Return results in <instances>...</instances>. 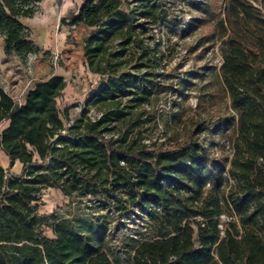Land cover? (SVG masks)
I'll return each mask as SVG.
<instances>
[{
    "label": "trees",
    "instance_id": "1",
    "mask_svg": "<svg viewBox=\"0 0 264 264\" xmlns=\"http://www.w3.org/2000/svg\"><path fill=\"white\" fill-rule=\"evenodd\" d=\"M42 1L0 0L4 52L24 65L42 51L23 22ZM168 2L84 0L70 24L90 29L84 60L100 78L76 118L58 105L61 75L21 101L0 87V147L10 167L22 164L20 174L0 165V264H116L109 224L116 236L123 219L139 228L133 264H264V0H228L220 73L202 86L196 116L173 113L183 136L155 143L153 103L175 75L150 31ZM227 99L231 116L203 120ZM47 188L78 198L84 214L40 213Z\"/></svg>",
    "mask_w": 264,
    "mask_h": 264
},
{
    "label": "rangeland",
    "instance_id": "2",
    "mask_svg": "<svg viewBox=\"0 0 264 264\" xmlns=\"http://www.w3.org/2000/svg\"><path fill=\"white\" fill-rule=\"evenodd\" d=\"M166 1H169L167 15L159 24L151 28L150 34L155 41L161 40L160 49L164 53L162 64L165 65L164 69L167 72H172L175 76L164 78L163 83L173 84V88L160 94L153 103L159 121L157 126L149 131L148 142L155 143L168 141L175 131L183 136L185 122L180 125L175 124L173 113H180L185 119L193 114L196 116L198 113L195 108L203 93L202 86L207 84L212 76L220 73L221 49L224 41L222 21L228 3V0ZM43 12L41 6H38L34 17L24 20L32 37L42 47V51L37 54V58L33 56L34 58L26 65L9 58L8 68L4 73L3 71L0 73V82L4 79L7 82L16 79L21 85L19 88H14L12 93L14 98L22 100L20 91L28 79L32 78L35 84L48 79L51 74H63L67 79L68 87L63 96L59 97L58 105L61 110L71 106V117L76 118L90 90L100 78L99 75L88 70L84 60V38L90 29L83 23L72 27L66 21L61 23L59 28L52 25L43 27L44 23L40 22ZM72 14L69 13V16ZM175 100L180 101L181 106H174ZM225 102L214 114L204 113L203 120L213 124L212 122L218 118L231 116L228 99ZM91 114L94 115V111ZM231 131L232 128L229 127L227 133L230 134ZM200 137L202 140L211 139L212 135L204 131L200 133ZM227 149V153H230V148ZM5 157L0 147V162L5 161ZM79 201L76 197L65 196L59 189L47 188L42 194L40 213L50 214L57 211L61 217L81 215L84 212ZM92 210L97 208L94 207ZM228 218L226 216L223 219ZM114 223L109 224L110 257L116 264H133L132 242L128 239L139 232L138 225L133 220L123 219L118 223L115 236L112 231ZM44 230L47 235L53 236L50 227L46 226Z\"/></svg>",
    "mask_w": 264,
    "mask_h": 264
},
{
    "label": "crops",
    "instance_id": "3",
    "mask_svg": "<svg viewBox=\"0 0 264 264\" xmlns=\"http://www.w3.org/2000/svg\"><path fill=\"white\" fill-rule=\"evenodd\" d=\"M84 0H43L41 3H39V6L44 10L42 13V18H40V22H43V27L52 25L57 28L61 25L63 22H67L68 25L70 24V18L72 16H77L79 13V9L81 8ZM75 8V9H74ZM73 13L72 15L69 16V13ZM34 17V16H33ZM32 18V17H31ZM29 19L25 18L24 20ZM38 22V21H37ZM25 23V22H24ZM26 25V24H25ZM76 26V25H72ZM33 38V37H32ZM35 40V38H33ZM36 42V40H35ZM37 43V42H36ZM38 44V43H37ZM37 58V54H32L29 56V59H33L34 57ZM9 58H14L16 59L19 63L21 62L17 56H7L4 52V46H3V37L0 35V73L8 68L7 63L9 61ZM28 64V62H27ZM24 66V65H23ZM52 75H61L64 77L63 74L60 73H54ZM50 76V77H51ZM49 77V78H50ZM18 78V77H17ZM65 78V77H64ZM66 80V88L68 87L67 79ZM21 84L17 83L16 79H11L9 82L4 79V81L0 82V87H2L8 94H10L12 97L13 95V90L14 88H19ZM34 86L32 78L26 81V83L23 85L21 88L20 94H22V97L24 99V96L26 92ZM66 88L64 89L63 93L65 92ZM63 96V95H62ZM22 99V100H23ZM8 125V122H5L0 126V129L5 128ZM2 149V148H1ZM2 152L5 154V161L0 162V165H2L5 169H9V172L11 174H20L22 171V164L20 161H16L15 164L10 167V159L2 149Z\"/></svg>",
    "mask_w": 264,
    "mask_h": 264
},
{
    "label": "built area",
    "instance_id": "4",
    "mask_svg": "<svg viewBox=\"0 0 264 264\" xmlns=\"http://www.w3.org/2000/svg\"><path fill=\"white\" fill-rule=\"evenodd\" d=\"M16 99V98H15ZM17 101H21L20 99H16ZM94 115H96V113L94 112Z\"/></svg>",
    "mask_w": 264,
    "mask_h": 264
}]
</instances>
